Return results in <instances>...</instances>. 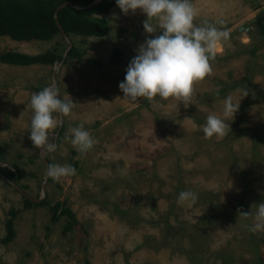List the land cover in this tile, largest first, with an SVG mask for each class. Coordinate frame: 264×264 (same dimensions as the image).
Instances as JSON below:
<instances>
[{"label": "rangeland", "instance_id": "1", "mask_svg": "<svg viewBox=\"0 0 264 264\" xmlns=\"http://www.w3.org/2000/svg\"><path fill=\"white\" fill-rule=\"evenodd\" d=\"M192 3L196 25L215 24L229 38L209 54L212 73L194 84L185 104L159 97L133 103L119 90L138 46L152 38L141 10L124 14L115 4L104 36L69 37L82 57L61 61L54 80L60 98L76 105L51 134L56 151L44 157L76 174L47 176L40 201L68 207L74 220L51 221L48 205L24 207L20 193L39 195L44 166L29 139L30 97L51 85L53 65L0 63V162L18 167L15 180L0 175V238L9 210L15 211L14 236L0 243V264H264V232H249L253 219L237 213H255V204L264 202V33L256 26L257 14L264 23V0ZM65 47L59 35L43 41L0 36V50L62 54ZM113 47L122 51L118 64L107 62ZM88 57L100 66L85 64ZM245 90L231 132L205 138L206 117L222 116L224 98L235 101ZM79 125L97 141L83 155L69 132ZM185 190L198 194L195 205L178 203Z\"/></svg>", "mask_w": 264, "mask_h": 264}, {"label": "clouds", "instance_id": "2", "mask_svg": "<svg viewBox=\"0 0 264 264\" xmlns=\"http://www.w3.org/2000/svg\"><path fill=\"white\" fill-rule=\"evenodd\" d=\"M116 4L124 14L141 10L147 17L144 31L152 37L138 46L124 80L118 85L124 99L133 103H139L141 98L154 101L156 97L190 102L195 95L194 84L212 73L209 54L229 38V32L215 24L196 25L199 10L192 0H116ZM247 95L246 90L242 91L235 101L231 95L226 96L222 116L210 113L200 126L204 137H226L231 132L229 121L238 112L240 100ZM75 105L70 98L67 101L60 98L55 84L31 95L33 115L29 139L40 155L56 151L57 144L50 142L51 134L62 127L63 117L71 115ZM69 132L72 145L82 155L97 143L83 125L70 128ZM75 174L76 169L69 164H50L47 168V175L54 180ZM197 200L198 194L191 190L181 191L178 196L182 205H195ZM255 205V213L251 209L247 212L238 209L237 213L244 219H253L254 223L246 226L249 232H264V202Z\"/></svg>", "mask_w": 264, "mask_h": 264}, {"label": "trees", "instance_id": "3", "mask_svg": "<svg viewBox=\"0 0 264 264\" xmlns=\"http://www.w3.org/2000/svg\"><path fill=\"white\" fill-rule=\"evenodd\" d=\"M92 0H0V36H7L15 41L29 40H49L56 35H60L59 29L53 18L56 6L62 2H69L79 7L86 6ZM116 4V0H98L87 7L74 8L63 5L56 12L59 25L64 33L69 37L78 35L81 37L104 36L108 31L107 20L101 15L107 14L109 9ZM256 26L258 31L264 33L263 16L256 15ZM252 53V50H250ZM122 51L118 47H113L107 57V62L118 64L121 61ZM82 52L71 45L64 58L61 53H57L55 48L46 49L42 52L28 54L12 49L0 50V63L8 65H52L55 61H65V58L80 59ZM85 64L99 67L101 62L96 58H85ZM75 166V162L72 164ZM18 167L15 164L9 166L1 164L0 175L9 180H15ZM24 207L32 204L48 205L46 199L38 203L27 198L22 199ZM50 220L56 221L60 216H65L68 220H74L73 212L58 202L48 205ZM244 210V209H243ZM10 217L5 220V235L0 238V243H6L14 236L12 226V215L15 211L9 210Z\"/></svg>", "mask_w": 264, "mask_h": 264}, {"label": "water", "instance_id": "4", "mask_svg": "<svg viewBox=\"0 0 264 264\" xmlns=\"http://www.w3.org/2000/svg\"><path fill=\"white\" fill-rule=\"evenodd\" d=\"M97 1H98V0H92L90 4H88V5H86V6H82V7H87V6L91 5V4L96 3ZM63 5H69V6H71V7L77 8V9L82 8V7H79V6H77V5H75V4H72V3H69V2H62V3H60V4H58V5L56 6V8H55V10H54V12H53V18H54V20H55V23H56L58 29H59L60 35H61L62 39L65 41V43H66V47L64 48L63 53H62V58L64 57V55L67 53V51H68V50L70 49V47H71V42L69 41L68 36L64 33L63 29H62L61 26L59 25V23H58V21H57V17H56V12H57V10H58L60 7H62ZM60 62H61V61H59V62L55 61V62H53V64H52L53 67H52V69H51V71H50L51 85H52V84H55V80H54V72H55V69L57 68V65H59ZM44 88H45V87H44ZM44 88H43V89H44ZM59 129H60V128H58V129L55 131V135L58 133ZM54 142H55V141H53V143H54ZM39 156H40V158H41V160H42V162H43V166H44V174H43L42 181H41V184H40L39 195H38V197H37L36 199H33V198H30L29 196H27L24 192L20 191V193L22 194V196H24V197L27 198L28 200H30V201H32V202H35V203H38V202L40 201V199L43 197V193H44V192H43V185H44V183H45V181H46V179H47V176H48V175H47V168H48V166H49V165H48V161L45 159V157L42 156V155H39ZM11 184H12V182H11Z\"/></svg>", "mask_w": 264, "mask_h": 264}, {"label": "crops", "instance_id": "5", "mask_svg": "<svg viewBox=\"0 0 264 264\" xmlns=\"http://www.w3.org/2000/svg\"><path fill=\"white\" fill-rule=\"evenodd\" d=\"M110 10V9H109ZM109 12V11H108ZM108 14V13H107ZM107 14H103V15H101L102 17H104L106 20H107V23H108V19H107ZM108 25V24H107Z\"/></svg>", "mask_w": 264, "mask_h": 264}]
</instances>
